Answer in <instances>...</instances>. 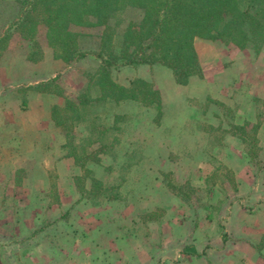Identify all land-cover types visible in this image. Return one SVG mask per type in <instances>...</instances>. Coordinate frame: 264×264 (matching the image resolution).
Instances as JSON below:
<instances>
[{
    "label": "rangeland",
    "instance_id": "rangeland-1",
    "mask_svg": "<svg viewBox=\"0 0 264 264\" xmlns=\"http://www.w3.org/2000/svg\"><path fill=\"white\" fill-rule=\"evenodd\" d=\"M19 4L0 0V92L14 89L4 107L23 120L26 90L43 91L45 127L36 132L27 121L33 158L6 157L26 148L21 137L0 141V264H222L226 253L206 255L205 234L242 231L264 248V45L195 37L203 79L177 84L162 66H124L111 79L127 88L149 82L160 105L97 100L98 62L58 58L43 23L32 42L17 29L3 36ZM143 13L127 5L105 25L89 17L70 30L80 47L97 49L107 37L117 52ZM68 99L77 104L66 114L71 140L51 120L53 105ZM91 153L98 162L86 160Z\"/></svg>",
    "mask_w": 264,
    "mask_h": 264
},
{
    "label": "trees",
    "instance_id": "trees-1",
    "mask_svg": "<svg viewBox=\"0 0 264 264\" xmlns=\"http://www.w3.org/2000/svg\"><path fill=\"white\" fill-rule=\"evenodd\" d=\"M15 18L4 31L17 29L23 39L33 41L36 27H47L49 45L58 51V58L68 65L83 58L98 62L96 85L101 91L97 100L133 99L145 106L160 105L159 93L151 84L138 79L136 86L124 87L115 83L111 70L124 66H162L171 71L177 84L188 83L190 77H202L194 38L202 37L234 45L239 49L264 45V0H19ZM127 5L142 8L140 21L129 22L121 35L119 51L110 46V38H102L97 49L80 47V33L70 30L72 24H88L89 17L97 25H105L111 12ZM33 47L37 43H32ZM53 81L35 84L40 87ZM77 96V104L87 99ZM65 101V107L53 105L51 120L68 140L73 139L67 109L75 105ZM63 113V114H61ZM86 160L99 161L92 153ZM94 182V181H93ZM98 185V184H97ZM86 193L87 189H81Z\"/></svg>",
    "mask_w": 264,
    "mask_h": 264
},
{
    "label": "crops",
    "instance_id": "crops-1",
    "mask_svg": "<svg viewBox=\"0 0 264 264\" xmlns=\"http://www.w3.org/2000/svg\"><path fill=\"white\" fill-rule=\"evenodd\" d=\"M204 72V71H203ZM209 75H204V78L207 79L206 77H208ZM191 79V78H190ZM203 79V76H202ZM44 81V80H42ZM42 81L36 80L33 82V84H37L40 83ZM37 89V88H36ZM35 89V91H27L26 90V97L25 100L26 102H24L23 105V110L27 108L26 112H24L26 115L24 117L23 120H15V116L12 115V110L10 107L6 108L4 107V102L10 100L11 98V94L13 92L14 89L12 90H7L5 92H0V141L2 142H16L19 143V138L21 139V143L24 147V149H19V150H14L15 153L12 152V154H7L6 157H14V156H22L24 158H33L36 157V149H33V147H35L36 145V140H35V134L36 132H39V128H44L45 125L43 123H45L44 121L42 122V120H40V107L42 108V112L45 113V101H44V92L42 91H37ZM189 89V88H188ZM190 90V89H189ZM3 94H5L3 96ZM37 99V101H36ZM3 103V104H2ZM6 103V102H5ZM61 106V105H58ZM7 112H6V111ZM9 111V112H8ZM185 111V110H184ZM43 113V114H44ZM189 115V114H188ZM30 116V118H29ZM190 116H192L190 114ZM191 118V117H190ZM3 119V120H2ZM30 123L31 127L35 128L36 132L30 133L27 132L29 131V125L28 122ZM19 124V126L17 125ZM4 125H12V131L15 132L16 130V126L17 128H19V130H21V135L17 136V138L12 139V135H11V128H8L7 131H4V129H2V127ZM2 129V131H1ZM31 129V128H30ZM13 132V133H14ZM8 134L6 136V134ZM13 136H16V134L14 133ZM19 137V138H18ZM195 141V140H194ZM27 146L32 147L30 148V150H25L27 149ZM16 148L13 149H17L18 145L15 146ZM11 148V147H10ZM12 149V151H13ZM24 150V151H23ZM49 152V151H47ZM10 153V152H8ZM58 222H60V226H63V224H66V221L63 220H59ZM65 226V225H64ZM241 234V235H240ZM248 235L246 233H244L242 231V233H239L236 235V238L234 239H230L226 236L217 234V233H212V234H205V243H204V247H205V251H206V255L211 256L214 253H221V254H225L226 255V260H224L222 264H264V248H260L258 246H256L255 243H253L252 241L250 242L247 237ZM227 239V240H226ZM204 242V241H203ZM202 242V243H203ZM193 247V246H192ZM191 249V247H190ZM184 254V252H183ZM192 254V253H189ZM197 256V255H196ZM200 256V255H199ZM203 256V255H201ZM204 264H206L204 262ZM220 264V263H218Z\"/></svg>",
    "mask_w": 264,
    "mask_h": 264
}]
</instances>
